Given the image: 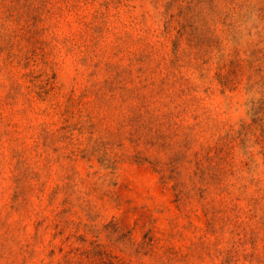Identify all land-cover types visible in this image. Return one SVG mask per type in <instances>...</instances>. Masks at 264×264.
<instances>
[{"label": "rangeland", "instance_id": "1", "mask_svg": "<svg viewBox=\"0 0 264 264\" xmlns=\"http://www.w3.org/2000/svg\"><path fill=\"white\" fill-rule=\"evenodd\" d=\"M0 264H264V0H0Z\"/></svg>", "mask_w": 264, "mask_h": 264}]
</instances>
